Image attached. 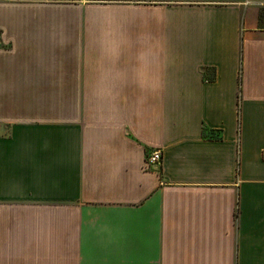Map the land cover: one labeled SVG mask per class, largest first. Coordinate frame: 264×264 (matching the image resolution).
Here are the masks:
<instances>
[{
    "label": "crops",
    "instance_id": "obj_1",
    "mask_svg": "<svg viewBox=\"0 0 264 264\" xmlns=\"http://www.w3.org/2000/svg\"><path fill=\"white\" fill-rule=\"evenodd\" d=\"M263 151L264 0H0V264H264Z\"/></svg>",
    "mask_w": 264,
    "mask_h": 264
},
{
    "label": "built area",
    "instance_id": "obj_2",
    "mask_svg": "<svg viewBox=\"0 0 264 264\" xmlns=\"http://www.w3.org/2000/svg\"><path fill=\"white\" fill-rule=\"evenodd\" d=\"M264 155V151H263ZM146 168L153 169V168H161L163 165V153L161 150H152L148 153L146 158Z\"/></svg>",
    "mask_w": 264,
    "mask_h": 264
},
{
    "label": "rangeland",
    "instance_id": "obj_3",
    "mask_svg": "<svg viewBox=\"0 0 264 264\" xmlns=\"http://www.w3.org/2000/svg\"><path fill=\"white\" fill-rule=\"evenodd\" d=\"M146 164V163H145Z\"/></svg>",
    "mask_w": 264,
    "mask_h": 264
}]
</instances>
